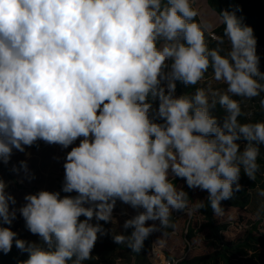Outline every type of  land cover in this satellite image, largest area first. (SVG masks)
Here are the masks:
<instances>
[{
    "label": "clouds",
    "instance_id": "obj_1",
    "mask_svg": "<svg viewBox=\"0 0 264 264\" xmlns=\"http://www.w3.org/2000/svg\"><path fill=\"white\" fill-rule=\"evenodd\" d=\"M197 15L191 0H0V162L37 140L66 149L83 138L63 165L61 191L76 195L41 190L19 208L43 243L0 226V252L15 243L28 253L19 264H84L108 234L93 219L111 222L117 200L137 211L123 225L131 234H112L113 242L140 252L173 226L174 212L205 207L189 206L176 178L206 191L217 217L242 190L241 171L255 179L264 121L241 123L234 98L264 93L253 29L224 11L223 37L212 35L210 48ZM209 69L222 90L209 83L176 95L177 82L197 85ZM7 187L0 180V224L11 225Z\"/></svg>",
    "mask_w": 264,
    "mask_h": 264
},
{
    "label": "trees",
    "instance_id": "obj_2",
    "mask_svg": "<svg viewBox=\"0 0 264 264\" xmlns=\"http://www.w3.org/2000/svg\"><path fill=\"white\" fill-rule=\"evenodd\" d=\"M210 8L216 12L222 19L221 13L224 11L234 12L235 15L241 20L245 26L253 29V35L257 41V54L260 57V70L264 71V0H207ZM193 7V5H192ZM194 8V7H193ZM196 21L203 24L197 15ZM223 22L216 27L213 31H205V39L209 47H216V41L211 39V34L223 37L224 33ZM222 47L227 51L230 48V43L227 38H224ZM212 77L211 69L206 73L205 83ZM178 90L180 95H192L198 87H206L201 82L197 85L184 86L179 82ZM219 88V87H218ZM241 101L242 115L239 118L241 123H255L264 121V106L261 105V100H264V93L252 99H244L234 97ZM215 115L223 117L224 110L217 105ZM260 155L258 156L257 163L259 170L256 173L254 180H250L241 171L239 183L242 185V190L234 194L233 198L221 202V206L226 211L228 208L247 209L254 202L255 197H261L258 193L264 190V145H260ZM241 148H243V141H241ZM183 179L176 178L173 182L177 185ZM185 183V181H184ZM185 191L189 195V203L194 201V189H190L185 184ZM207 192L205 191V207L200 209L199 212L203 216L204 223L201 225V231L208 229V239L213 252L209 255L197 257L186 264H264V237L255 235L254 229L247 231L242 239L239 241L227 240L223 233L228 231L227 224H219L216 221L215 215L211 209L210 204L206 200ZM177 215L182 212H176ZM81 220L85 219L83 216ZM130 219V217L125 218ZM100 223L103 228L108 232L107 235L99 236L95 247L92 251V258L85 261L84 264H115L117 260H122L125 264H148V254L152 250V239L149 236L144 241V246L140 252H134L127 247L126 244H116L113 242L112 234L130 235L132 229H118L112 222L105 223L104 221H92V223ZM125 222V220H124ZM173 223L174 220L171 219ZM26 225L25 220L21 215H16L11 225L0 224L2 227H10L12 231L17 233V238H20V226ZM124 225V223H123ZM194 229L190 228L187 234V240L194 237ZM22 235V234H21ZM41 243H43L41 241ZM17 247L13 243L11 251L7 254L0 252V264H19L28 258V254L24 252V257L16 253Z\"/></svg>",
    "mask_w": 264,
    "mask_h": 264
},
{
    "label": "rangeland",
    "instance_id": "obj_3",
    "mask_svg": "<svg viewBox=\"0 0 264 264\" xmlns=\"http://www.w3.org/2000/svg\"><path fill=\"white\" fill-rule=\"evenodd\" d=\"M191 2L209 32L222 23L221 17L210 8L207 0H191ZM201 83L206 87L210 83L213 88L219 87L218 89L221 90L224 88V85L213 81L212 77L206 83L205 81H201ZM80 139L83 138L77 139L73 145L66 149L57 144H48L43 140H37L32 146H25L23 152L13 149L10 161L7 164L0 162V180L8 185L6 191L15 197L16 204L10 205V209L15 208L17 210L16 215H21L19 208L26 203L24 197L28 194L47 190L60 192L62 197L76 195L75 192L64 193L61 189L65 176L63 165L66 154L72 147L79 144ZM21 161L26 162L27 170L21 168ZM14 168L18 171H13ZM177 187L185 188L184 181H179ZM193 195L194 201L190 202L189 206L194 204L196 200L205 199V191L194 189ZM136 211L129 205L117 200L111 222L118 229H122L125 218H131L136 214ZM257 212H259V217H257ZM215 218L217 223L228 225V231H225L223 235L229 241H239L250 229H254L255 235L264 237V200L260 197H255L254 202L247 209L228 208L224 216H215ZM171 219L174 220L173 223L171 222L173 226L153 232L150 235L152 250L148 254L149 261L153 258V251L162 252L168 257L179 261L178 264H186L197 257L209 255L213 252L207 236L210 232L208 229L203 231L200 229L204 219L199 211L194 212L191 216L186 215L184 212L179 215L174 212ZM93 221L96 220L93 219ZM148 223L152 222L149 221ZM190 228L194 229L195 234L191 240H187ZM18 232L20 238L25 241L42 244L40 237L32 234L26 228V225L20 226ZM262 251L264 252V248H262ZM16 253L21 257L25 256L24 252L19 249ZM115 264H125V262L117 260Z\"/></svg>",
    "mask_w": 264,
    "mask_h": 264
},
{
    "label": "built area",
    "instance_id": "obj_4",
    "mask_svg": "<svg viewBox=\"0 0 264 264\" xmlns=\"http://www.w3.org/2000/svg\"><path fill=\"white\" fill-rule=\"evenodd\" d=\"M214 34H211V36ZM179 82H177L176 95H180L178 90ZM179 261H176L167 255L159 251H153V258L148 264H178Z\"/></svg>",
    "mask_w": 264,
    "mask_h": 264
},
{
    "label": "crops",
    "instance_id": "obj_5",
    "mask_svg": "<svg viewBox=\"0 0 264 264\" xmlns=\"http://www.w3.org/2000/svg\"><path fill=\"white\" fill-rule=\"evenodd\" d=\"M192 5H193V3H192ZM193 7H194V5H193ZM194 9H195V7H194ZM196 10V9H195ZM199 16V15H198ZM200 18V17H199ZM201 19V18H200ZM202 20V19H201ZM202 22V21H201ZM203 24V23H202ZM204 26V25H203ZM205 27V26H204ZM206 28V27H205Z\"/></svg>",
    "mask_w": 264,
    "mask_h": 264
}]
</instances>
